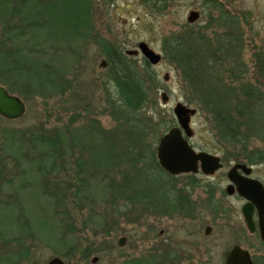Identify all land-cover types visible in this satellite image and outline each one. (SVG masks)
<instances>
[{
    "label": "rangeland",
    "instance_id": "obj_1",
    "mask_svg": "<svg viewBox=\"0 0 264 264\" xmlns=\"http://www.w3.org/2000/svg\"><path fill=\"white\" fill-rule=\"evenodd\" d=\"M33 1L27 6L24 0H0L1 55L13 54L3 67L20 56L27 69L40 68L50 86L22 88L20 78L0 68V82L27 108L18 120L0 116V264H47L56 256L67 264H224L235 245L248 250L255 264H264V245L248 232L243 202L224 192L235 162L257 165L255 175L264 182V162L243 160L242 143L221 146L210 116L197 109L191 144L220 156L223 170L211 177L169 179L153 169L158 179H137L125 187L131 184L130 163L110 149L116 138L109 133L116 103L109 54H122L143 70L142 54H127L140 42L162 55L151 65L159 84L146 112L162 113L172 127L178 102L195 108L186 100L181 72L166 59L176 37L193 34L215 47L226 58L217 66L210 57L213 66L236 67L229 71L237 75L229 85L241 95L242 88H259L264 101L257 60L264 57V0H79L70 7L66 0ZM85 4L89 26L77 32L69 10L77 6L85 12ZM191 11L201 13L194 25L187 22ZM103 61L106 67L100 66ZM29 71L27 80L35 76ZM262 125L249 131L256 135L246 140V151L264 148L257 133ZM246 130L239 131L249 136ZM208 226L212 230L205 234Z\"/></svg>",
    "mask_w": 264,
    "mask_h": 264
},
{
    "label": "trees",
    "instance_id": "obj_2",
    "mask_svg": "<svg viewBox=\"0 0 264 264\" xmlns=\"http://www.w3.org/2000/svg\"><path fill=\"white\" fill-rule=\"evenodd\" d=\"M28 2L29 0H24L27 6ZM78 2L79 0H66L69 7L71 4ZM81 3L83 2L81 1ZM35 5L36 8L41 7L39 2ZM50 6L53 7L51 4ZM85 7L86 10V4ZM69 12L74 15L73 18L77 22V32L81 28L89 26L87 10L80 12L76 6ZM200 40L203 39L195 38L193 34L186 35V37H176L165 51L166 59H169L176 69L181 72L182 80L186 86L184 90L187 92V102L210 116V120L215 125L214 130L217 132V139L221 146L237 147L242 143L244 146L243 160H246L249 164L263 163L264 148H256L252 151H246L245 149L247 148L246 140L250 136L256 135V132L251 133L249 131L258 130L255 127L260 123H263V125L257 133L260 136L259 139L264 140V106H262L263 108L261 107V104L264 105V101L260 100L262 99L260 89H249L246 92L242 88L243 95H241L240 89L231 87L229 82L234 81L237 75L235 73L233 75L229 71H233L231 69H236V67H231L229 70H223L221 67L217 69V66L225 64L223 59L226 57L218 55L214 51L215 47L207 46ZM231 48L234 47L232 46ZM107 52H110V49H107ZM11 55L13 56L12 53L8 52L7 55L2 56L0 50V68L8 73L12 72L20 78L19 80L22 81L20 87L24 88V86L30 84L35 86L37 90L40 89L42 91L50 87L44 83L40 68L27 69L24 64V58L20 56L14 58L15 64L13 66L3 67L2 64L7 63ZM109 55L110 83L114 85L116 94V103H112L113 110L111 111L115 127L109 133H115L114 135L117 139H115L116 142L114 143L111 141L115 140L111 138L110 149H113L114 152L118 149L117 151L120 152H116L117 158L128 162V164L130 163L132 175L129 172L127 174H130L131 184L125 183L127 185L124 186L132 187L133 181L137 179L150 182L154 181L155 178L158 179L153 174V169H157L169 179H173L174 177L166 174L157 164L158 161L155 154L156 143L163 134L172 128V122L166 119L162 113L146 112V108L156 101L154 93L159 81H157L155 72L146 60L143 70H139L135 64H130L128 58L122 54L113 51ZM210 57L217 62V66L212 65ZM257 60L260 67V78H263L264 57L257 55ZM229 64L228 66H231ZM29 70L35 71V76L27 80L25 76ZM0 83L1 85H6L3 80ZM55 86L58 87L59 85L56 84ZM7 89L10 93H14L12 89ZM242 126L247 128L245 132L249 133V136H247L248 134L243 136V131H239ZM112 137L114 138V136ZM43 142L45 146L52 147L50 142L48 143V141L44 140ZM238 158L240 159V157Z\"/></svg>",
    "mask_w": 264,
    "mask_h": 264
},
{
    "label": "water",
    "instance_id": "obj_3",
    "mask_svg": "<svg viewBox=\"0 0 264 264\" xmlns=\"http://www.w3.org/2000/svg\"><path fill=\"white\" fill-rule=\"evenodd\" d=\"M200 18V13L191 11L187 16V22L195 23ZM139 52L150 65H157L162 60V55L155 52L145 42L138 44V49L129 50V56H137ZM101 67H106L105 61L101 62ZM165 79H168L166 76ZM169 99L168 95L162 93V103L166 104ZM26 104L15 94H11L5 86L0 85V116L7 120H18L26 114ZM177 125L170 128L159 139L156 146V157L160 167L171 176H180L187 174H198L201 172L205 176L211 177L219 170H223V161L221 157L207 151H198L192 144L191 139L194 137V131L191 127L192 118L198 113L193 107L178 102L173 108ZM252 167L244 163L234 165L228 173L230 185L226 188V193L232 195L234 186H237V192L248 202L242 207V214L246 223L248 232L255 233L256 228L253 221L254 205L260 211V237L264 243V188L259 181L244 180L237 175L238 170H243L246 174L251 172ZM212 228L208 226L205 234L210 233ZM125 238L119 240V246H124ZM225 264H254L251 254L241 246L235 245L227 253ZM97 261V258L92 260ZM47 264H67L58 256L50 259Z\"/></svg>",
    "mask_w": 264,
    "mask_h": 264
},
{
    "label": "flooded vegetation",
    "instance_id": "obj_4",
    "mask_svg": "<svg viewBox=\"0 0 264 264\" xmlns=\"http://www.w3.org/2000/svg\"><path fill=\"white\" fill-rule=\"evenodd\" d=\"M198 12V11H197ZM200 13V12H199ZM201 14V13H200ZM196 23V22H195ZM190 24V23H189ZM190 25H194V23L193 24H190ZM223 37V36H222ZM224 38V37H223ZM220 161H222V158H221V160ZM238 163H243V162H235L230 168H229V170L234 166V165H236V164H238ZM244 164H246V163H244ZM223 165H224V163H223ZM247 166H249V167H252V169H251V172L249 173V174H246L243 170H238V177L239 178H242V179H244V180H255V181H259L261 184H262V186H263V188H264V182L262 181V180H260V178H258L256 175H255V166H257V165H248V164H246ZM224 168V167H223ZM199 173H201V172H199ZM228 173H229V171L227 170V173H226V178H227V180L226 181H228V184H227V186H226V188L230 185V180L228 179ZM202 174V173H201ZM204 175V174H203ZM226 188H225V191H226ZM237 190V186H234V189H233V191H234V193L232 194V195H228L225 191V194L227 195V196H229V197H234V198H237L239 201L241 200L242 202H243V204H242V207L248 202L245 198H243L242 196H240V194L236 191ZM263 194H264V192H263ZM242 207H241V211H242ZM259 209L254 205V208H253V215H252V217H253V221L252 222H254V225H255V228H256V231H255V233H251V234H258V236H259V238H260V240H261V237H260V221L259 220H261V218H260V211H258ZM240 211V212H241ZM263 213H264V208H263ZM242 213V212H241ZM242 216H243V214H242ZM243 219H244V217H243ZM245 222V221H244ZM245 225H246V223H245ZM247 227V226H246ZM262 241V240H261ZM260 241V242H261ZM263 243V242H262ZM263 245H264V243H263ZM229 253V252H228ZM228 255V254H227ZM226 258H227V256H226ZM226 260V259H225ZM254 262V261H253ZM174 264H178V263H174ZM224 264H225V262H224ZM255 264V263H254Z\"/></svg>",
    "mask_w": 264,
    "mask_h": 264
}]
</instances>
